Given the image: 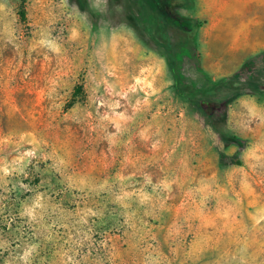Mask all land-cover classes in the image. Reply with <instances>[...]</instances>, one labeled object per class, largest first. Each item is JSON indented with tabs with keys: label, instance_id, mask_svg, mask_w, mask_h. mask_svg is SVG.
<instances>
[{
	"label": "rangeland",
	"instance_id": "1",
	"mask_svg": "<svg viewBox=\"0 0 264 264\" xmlns=\"http://www.w3.org/2000/svg\"><path fill=\"white\" fill-rule=\"evenodd\" d=\"M0 0V264H264V0Z\"/></svg>",
	"mask_w": 264,
	"mask_h": 264
},
{
	"label": "trees",
	"instance_id": "2",
	"mask_svg": "<svg viewBox=\"0 0 264 264\" xmlns=\"http://www.w3.org/2000/svg\"><path fill=\"white\" fill-rule=\"evenodd\" d=\"M159 8L162 12L166 13L168 16L175 18L174 15H171V3L170 0H159L158 1Z\"/></svg>",
	"mask_w": 264,
	"mask_h": 264
}]
</instances>
